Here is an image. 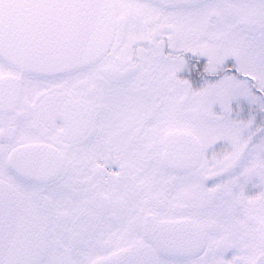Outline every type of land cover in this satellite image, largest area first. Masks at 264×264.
<instances>
[{
    "label": "snow or ice",
    "instance_id": "1",
    "mask_svg": "<svg viewBox=\"0 0 264 264\" xmlns=\"http://www.w3.org/2000/svg\"><path fill=\"white\" fill-rule=\"evenodd\" d=\"M0 264H264V0H0Z\"/></svg>",
    "mask_w": 264,
    "mask_h": 264
}]
</instances>
